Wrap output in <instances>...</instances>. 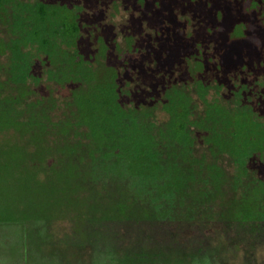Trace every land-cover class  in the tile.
<instances>
[{"label":"trees","instance_id":"1","mask_svg":"<svg viewBox=\"0 0 264 264\" xmlns=\"http://www.w3.org/2000/svg\"><path fill=\"white\" fill-rule=\"evenodd\" d=\"M235 2L245 20L227 42L264 52V0ZM81 43L76 6L0 0V59L7 55L6 70L0 62L7 78L0 82V185L18 190L12 202L0 197V225L21 232L25 264H60L44 254L51 244L88 248L89 264H236L230 250L264 246L253 196L264 185L251 200L227 199L230 175L217 161L261 160L264 124L211 103L192 116L186 94L172 87L164 94L169 119L156 126L148 107L120 103L118 71L106 64L109 54L125 64L137 51L134 38L120 44L96 31L88 60ZM25 51L45 58L49 81L71 87L56 123L51 98L27 103Z\"/></svg>","mask_w":264,"mask_h":264},{"label":"rangeland","instance_id":"2","mask_svg":"<svg viewBox=\"0 0 264 264\" xmlns=\"http://www.w3.org/2000/svg\"><path fill=\"white\" fill-rule=\"evenodd\" d=\"M60 1L80 9L81 49L87 60L92 56L90 40L96 31L120 44L125 37L134 38L137 51L125 64L113 54L106 61L118 71L120 103L126 108L148 107L150 120L161 126L169 119L164 94L178 87L193 107L192 116L202 115L205 103H211L233 113L242 109L264 124V52L227 42L234 25L245 20L236 13L239 3L235 0H142L141 4L140 0ZM23 59L32 64L24 83L31 91L27 103L51 98L57 106L51 119L54 123L62 120L70 85L59 86L47 79L48 65L43 56L25 51ZM0 62L6 70L7 55ZM5 81L6 74L0 70V82ZM198 83L208 88L205 94L199 92ZM197 143V150H202L201 142ZM217 161L230 175L226 198L254 196L264 219V192L254 194L256 185H264V155L261 160L248 159L244 165L224 157ZM17 193L14 184L0 185V197L9 202ZM213 225L209 221L211 228ZM21 236L18 228L0 225V264H25ZM43 250L60 264L90 263L89 249L72 243L51 244ZM227 256L236 264L242 260L264 264V246H245L238 253L230 250Z\"/></svg>","mask_w":264,"mask_h":264}]
</instances>
